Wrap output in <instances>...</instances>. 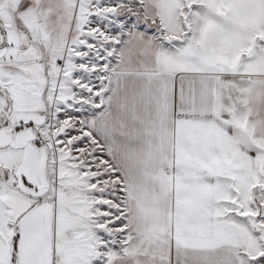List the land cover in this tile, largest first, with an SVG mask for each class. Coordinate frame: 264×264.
Instances as JSON below:
<instances>
[{"label": "snow or ice", "instance_id": "6c2138e0", "mask_svg": "<svg viewBox=\"0 0 264 264\" xmlns=\"http://www.w3.org/2000/svg\"><path fill=\"white\" fill-rule=\"evenodd\" d=\"M0 264H264V0H0Z\"/></svg>", "mask_w": 264, "mask_h": 264}]
</instances>
